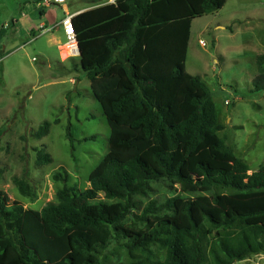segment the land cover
Segmentation results:
<instances>
[{"label": "trees", "instance_id": "1", "mask_svg": "<svg viewBox=\"0 0 264 264\" xmlns=\"http://www.w3.org/2000/svg\"><path fill=\"white\" fill-rule=\"evenodd\" d=\"M226 2L116 0L74 17L79 71L109 124V151L85 191L55 175L64 186L41 211L0 191V264H108L114 243L127 264H236L264 254V166L250 174L219 135L208 85L186 70L193 21ZM255 63L259 94L264 54ZM37 162L51 157L40 152ZM162 181L206 195L154 200L135 214L134 196ZM14 182L27 196L26 178Z\"/></svg>", "mask_w": 264, "mask_h": 264}, {"label": "rangeland", "instance_id": "2", "mask_svg": "<svg viewBox=\"0 0 264 264\" xmlns=\"http://www.w3.org/2000/svg\"><path fill=\"white\" fill-rule=\"evenodd\" d=\"M44 1L0 0V191L11 203L38 211L57 203V192L64 186L55 179L57 174L66 177L69 187L90 188L88 178L108 153L111 137L90 81L79 71V59L72 58L62 67L55 50L49 51L50 59L43 55L50 34L39 40L31 34L41 22L38 7L42 6L49 23L62 15L60 6L46 8ZM106 1L67 0L66 6L84 9ZM240 10L242 17L256 19H247L235 30L233 25L227 28L233 13ZM14 21L18 22L15 27ZM218 24L226 28H217ZM57 35L62 36V31ZM261 54L264 0H229L215 14L193 21L186 70L208 85L224 128L219 135L246 161L250 174L264 166V92L252 91L257 76L255 59ZM45 122L51 124L49 133L35 137ZM40 152L49 154L51 162L39 165ZM23 178L28 184L27 196L14 182ZM203 195L186 193L172 181L152 183L144 195L134 196L141 207L135 214H141L154 200L162 203L173 196ZM107 254L108 264L128 263L126 248L119 243L112 244ZM236 264H264V254Z\"/></svg>", "mask_w": 264, "mask_h": 264}, {"label": "crops", "instance_id": "3", "mask_svg": "<svg viewBox=\"0 0 264 264\" xmlns=\"http://www.w3.org/2000/svg\"><path fill=\"white\" fill-rule=\"evenodd\" d=\"M66 2H67V0L65 1V3L64 4H61V5H53V6H60L61 8H62V15H61V17H60V19H58V20H56V21H54L53 23H49L45 18V12H43V8H42V6L41 7H38L40 10H41V12H42V14H41V22L39 23V25L37 26L38 27V29H37V27L35 28V29H33L32 31H31V34L34 36V38L36 39V40H39V38L40 37H42V36H46V35H48V34H50V36L51 37H49L48 38V40H47V42H46V49H47V51H46V53L44 52L43 53V55H45V56H47V58L48 59H50V57H49V55H48V53H49V51H51V50H55V52H57L58 53V55H59V58H60V64H61V66L62 67H64V63L66 62V61H68V60H70V59H72V58H78V57H71V56H69V57H67V51H66V36H65V34H64V31H63V29H62V27L61 26H59V24H60V22H61V20L63 19V17L65 16V14L68 12V13H73V14H75V15H78V14H80V13H83V12H86V11H89V10H92V9H94V8H97V7H100V6H104V5H107V4H112V3H115L116 2V0H108V1H106V2H103V3H100V4H98V5H96V6H94V7H86V8H84V9H75V10H72V8L71 7H67L66 6ZM229 2V0H227V2H226V4L225 5H227V3ZM51 7V6H50ZM225 7V6H224ZM223 7V8H224ZM47 8V7H46ZM36 9H37V7H36ZM242 11L240 10V11H236L235 13H233V15H232V18H231V25H229L227 28H229L230 26L231 27H233L232 28V30H235V28H237V27H240L241 26V24L243 23V22H245L247 19H256V18H251V17H248L247 15H244V17H242V15L240 14ZM215 14V13H214ZM213 15V14H212ZM209 16V15H208ZM245 18V19H244ZM259 20H262V19H259ZM18 24V22H16V21H14L13 22V27H15L16 25ZM192 25H193V23H192ZM233 25V26H232ZM11 27V26H10ZM42 28H45V29H47L46 30V32H42ZM217 28H222V29H225L226 27H222L221 25H217ZM192 29V28H191ZM60 32V31H62V33H63V35L61 36V35H57V32ZM234 32V31H233ZM3 49H5V48H3ZM79 62V61H78ZM77 61H75L74 63L75 64H77L78 63ZM72 82H74L75 84L77 83H79V81H77L76 82V80H74V79H72L71 80Z\"/></svg>", "mask_w": 264, "mask_h": 264}, {"label": "built area", "instance_id": "4", "mask_svg": "<svg viewBox=\"0 0 264 264\" xmlns=\"http://www.w3.org/2000/svg\"><path fill=\"white\" fill-rule=\"evenodd\" d=\"M66 0H45V6L50 7L53 5L64 4ZM76 15L73 13H66L63 19L61 20L59 26L62 27L64 34L66 36V50L71 57H79V46L77 41V36L74 29L73 19ZM47 29L42 28V32H46ZM202 43V42H200ZM76 53V54H75Z\"/></svg>", "mask_w": 264, "mask_h": 264}, {"label": "water", "instance_id": "5", "mask_svg": "<svg viewBox=\"0 0 264 264\" xmlns=\"http://www.w3.org/2000/svg\"><path fill=\"white\" fill-rule=\"evenodd\" d=\"M80 54H81V53H80V49H79V56H80Z\"/></svg>", "mask_w": 264, "mask_h": 264}]
</instances>
